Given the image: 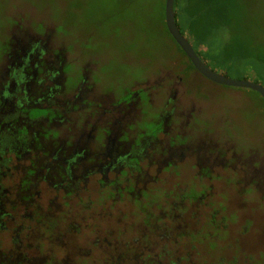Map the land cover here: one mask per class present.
<instances>
[{"label": "flooded vegetation", "instance_id": "flooded-vegetation-1", "mask_svg": "<svg viewBox=\"0 0 264 264\" xmlns=\"http://www.w3.org/2000/svg\"><path fill=\"white\" fill-rule=\"evenodd\" d=\"M22 21L0 55V264H210L212 252L185 239L218 240L224 178L264 203V139L235 150L194 132L191 117L210 116L211 81L180 48L117 96L81 49ZM192 47L209 67L206 48ZM158 103L148 135L138 126Z\"/></svg>", "mask_w": 264, "mask_h": 264}, {"label": "rangeland", "instance_id": "rangeland-1", "mask_svg": "<svg viewBox=\"0 0 264 264\" xmlns=\"http://www.w3.org/2000/svg\"><path fill=\"white\" fill-rule=\"evenodd\" d=\"M164 1L0 0V55L7 46V31L24 24L22 20L30 19L31 26L38 32H42L45 25L51 26L55 39L64 42L69 54L72 55V47L81 49L80 61H89L95 66L103 88L119 96L124 88L131 87L134 80H147L173 57L182 55L165 31ZM230 2L233 10L227 25L236 34L234 43L255 39L259 49L264 50V0ZM251 46L204 45L209 67L223 71L230 79L261 82L260 76L250 75V67L256 62L251 58ZM225 60H229L228 65ZM205 86L209 90L205 107L210 116H205L204 112V115L191 117L194 132L203 136L216 133L220 138L227 136L234 143L235 150L248 145L257 147L264 139L261 97L249 89L211 82ZM161 107L159 103L155 108L146 107L149 120L138 126L146 134H155ZM181 171L187 174L188 168ZM223 182L225 196L220 197L222 202L217 204L221 207L218 208L220 219L212 228V236L221 245L218 240L207 239L205 233L190 234L185 240L202 242L205 251L212 252L210 264H261L264 259L261 247L264 242V203L253 196L250 189L238 190L233 177L224 178ZM230 200L239 208L226 209L223 202ZM221 223L226 225L223 231L220 230ZM226 255H231L233 262L218 260Z\"/></svg>", "mask_w": 264, "mask_h": 264}, {"label": "trees", "instance_id": "trees-1", "mask_svg": "<svg viewBox=\"0 0 264 264\" xmlns=\"http://www.w3.org/2000/svg\"><path fill=\"white\" fill-rule=\"evenodd\" d=\"M232 10L233 4L230 0L174 1L176 24L180 32L192 45H252L249 47V51L252 54L251 58L256 60V62L250 67V75L260 76L262 78L261 82L253 81L264 86V50L259 49V44L255 39L249 42L247 40L245 42L244 39L242 44L234 43V40L237 39L235 37L236 34L227 25L229 24L228 20L232 15ZM164 28L170 37L165 25ZM241 34L239 33L238 35ZM170 39L172 40L171 37ZM172 42L175 43L173 40ZM177 48L179 49V47ZM225 61L228 65L229 60ZM255 79H258V77Z\"/></svg>", "mask_w": 264, "mask_h": 264}, {"label": "water", "instance_id": "water-1", "mask_svg": "<svg viewBox=\"0 0 264 264\" xmlns=\"http://www.w3.org/2000/svg\"><path fill=\"white\" fill-rule=\"evenodd\" d=\"M175 0L164 1V23L166 30L175 44L181 49L185 56L189 59L195 70L207 80L226 87L249 89L258 93L264 101V86L249 80L230 79L226 75L211 70L198 57L194 51L192 44L180 32L179 27L175 21L174 11Z\"/></svg>", "mask_w": 264, "mask_h": 264}]
</instances>
